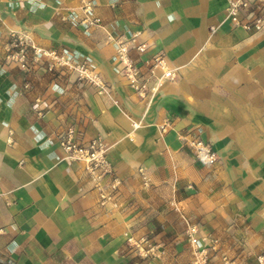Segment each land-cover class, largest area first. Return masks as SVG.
<instances>
[{
  "label": "crops",
  "instance_id": "crops-1",
  "mask_svg": "<svg viewBox=\"0 0 264 264\" xmlns=\"http://www.w3.org/2000/svg\"><path fill=\"white\" fill-rule=\"evenodd\" d=\"M80 1L0 0V264H192L190 235L206 238L210 264H258L264 29L232 25L225 0H93L104 29H86ZM11 31L86 62L104 91L31 49L28 69L9 61ZM110 37L133 58L140 44L143 58L163 55L177 80L140 98ZM68 126L106 142L114 202L100 205L83 163L63 159L56 137ZM195 139L214 163L195 158Z\"/></svg>",
  "mask_w": 264,
  "mask_h": 264
},
{
  "label": "built area",
  "instance_id": "built-area-1",
  "mask_svg": "<svg viewBox=\"0 0 264 264\" xmlns=\"http://www.w3.org/2000/svg\"><path fill=\"white\" fill-rule=\"evenodd\" d=\"M225 18L234 26L242 27L246 31L258 32L264 29V0H225ZM95 4L93 0H81L79 10L82 14L81 23L85 28L99 27L104 29L101 19L92 14ZM116 48V59L120 72L126 80L130 89L140 98L158 93L166 83L177 80L176 70L171 68L165 57L156 54L143 58L146 46L140 44L134 46L139 53L137 58L130 55V47L125 40L110 37ZM28 49H31L35 56H43L50 68H63L70 73H75L78 80L87 81L91 85L104 91V85L97 75L88 70L86 62L76 61L62 53L55 51H40L35 48L26 38L15 32H10L9 42L6 45V59L18 62L23 69L29 68V61L26 56ZM37 61L36 58L33 59ZM137 127V124L133 125ZM81 133L74 127L68 126L57 135V142L62 152L63 159L70 162H82L84 171L87 173L94 188L99 192V204L105 206L114 202L119 196L121 180L108 159L106 142L101 137H94L87 142L80 140ZM193 150L195 158L199 161L212 164L216 156L211 147L201 140H186ZM138 173L143 177L144 185H148V179L144 176L142 169ZM190 233H195L190 228ZM130 241V239H129ZM206 238H197L190 235V243L194 247V261L192 264H209L208 244H204ZM214 249L217 240H209ZM136 248L138 245L134 242ZM150 249H148V252ZM258 264H264V256L257 258Z\"/></svg>",
  "mask_w": 264,
  "mask_h": 264
},
{
  "label": "rangeland",
  "instance_id": "rangeland-1",
  "mask_svg": "<svg viewBox=\"0 0 264 264\" xmlns=\"http://www.w3.org/2000/svg\"><path fill=\"white\" fill-rule=\"evenodd\" d=\"M71 74H74L75 75V77H76V74L75 73H71ZM149 249H151V248H149ZM208 262H209V258H208ZM210 264V263H209Z\"/></svg>",
  "mask_w": 264,
  "mask_h": 264
}]
</instances>
